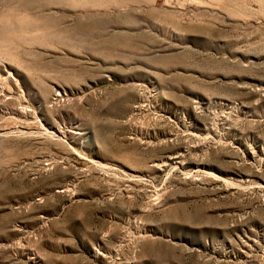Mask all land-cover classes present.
I'll return each mask as SVG.
<instances>
[{
  "label": "rangeland",
  "instance_id": "1",
  "mask_svg": "<svg viewBox=\"0 0 264 264\" xmlns=\"http://www.w3.org/2000/svg\"><path fill=\"white\" fill-rule=\"evenodd\" d=\"M0 264H264V0H0Z\"/></svg>",
  "mask_w": 264,
  "mask_h": 264
},
{
  "label": "bare ground",
  "instance_id": "2",
  "mask_svg": "<svg viewBox=\"0 0 264 264\" xmlns=\"http://www.w3.org/2000/svg\"><path fill=\"white\" fill-rule=\"evenodd\" d=\"M15 36V35H14ZM16 37V36H15Z\"/></svg>",
  "mask_w": 264,
  "mask_h": 264
}]
</instances>
